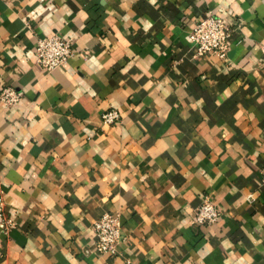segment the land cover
<instances>
[{"label": "crops", "instance_id": "crops-1", "mask_svg": "<svg viewBox=\"0 0 264 264\" xmlns=\"http://www.w3.org/2000/svg\"><path fill=\"white\" fill-rule=\"evenodd\" d=\"M226 58L197 55L206 15ZM75 55L47 71L41 37ZM0 264H264V0H0ZM116 109L121 120L102 115ZM209 196L213 225L193 223ZM120 214L116 255L93 224Z\"/></svg>", "mask_w": 264, "mask_h": 264}, {"label": "built area", "instance_id": "built-area-1", "mask_svg": "<svg viewBox=\"0 0 264 264\" xmlns=\"http://www.w3.org/2000/svg\"><path fill=\"white\" fill-rule=\"evenodd\" d=\"M233 25L225 18L216 15H206L198 22L191 33V39L197 46V55L215 53L226 58L230 51V37ZM73 43L61 37L52 35L41 37L37 45V62L47 71L62 68L74 57ZM20 94L15 88L5 86L0 89V100L9 106L20 101ZM121 113L111 109L102 115L103 123L115 124L121 120ZM262 185L264 187V168L262 169ZM221 217V210L209 196L203 198L202 204L193 214V223L197 225H213ZM17 227V222L5 213L4 202L0 199V228L5 234H10ZM96 235V248L99 253L116 255L119 244L123 241V224L120 214L105 213L93 224Z\"/></svg>", "mask_w": 264, "mask_h": 264}]
</instances>
